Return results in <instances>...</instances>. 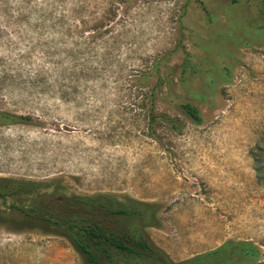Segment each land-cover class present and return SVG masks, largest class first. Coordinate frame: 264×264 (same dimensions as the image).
Segmentation results:
<instances>
[{
  "label": "rangeland",
  "instance_id": "obj_1",
  "mask_svg": "<svg viewBox=\"0 0 264 264\" xmlns=\"http://www.w3.org/2000/svg\"><path fill=\"white\" fill-rule=\"evenodd\" d=\"M20 1L0 0V69L36 39L31 21L2 13ZM137 2L143 9L132 49L149 60L168 53L157 109L179 117L182 131L161 122L159 138L149 135L148 86L129 90L115 66L99 70L98 58L79 53L74 40L63 46L56 38L53 61L72 93L63 100L55 88L6 89L0 109L31 119L0 124V177L50 182L49 190L66 195L157 203L160 223L146 232L174 261L251 240L264 263V0ZM32 3L26 0V12ZM39 63L38 48L30 61L16 62L24 76ZM182 102L200 109L201 124L183 113ZM9 203L0 201L7 215ZM0 264L84 260L64 236L14 214L0 223Z\"/></svg>",
  "mask_w": 264,
  "mask_h": 264
},
{
  "label": "trees",
  "instance_id": "obj_2",
  "mask_svg": "<svg viewBox=\"0 0 264 264\" xmlns=\"http://www.w3.org/2000/svg\"><path fill=\"white\" fill-rule=\"evenodd\" d=\"M32 1V0H31ZM138 0H33L26 12V0L17 9L7 6L3 14L18 21H31L35 41L27 53L19 54L16 62L30 61L38 48L42 63L27 73L15 60L0 69V98L15 85L30 93H44L55 88L61 99L68 91L64 70L53 61L56 38L58 44L74 40L79 53L98 58L99 70L106 65L115 66L117 81L123 79L128 89L148 86L142 93L148 98L147 114L149 135L159 138L157 126L162 122L169 130L180 133L184 127L179 117L158 111L157 102L163 91L164 60L168 53L154 55L151 60L133 50V31L142 16ZM29 16H33L29 19ZM15 20V21H17ZM181 23V18H179ZM127 52L124 55V50ZM72 50V49H71ZM124 55V56H123ZM189 53L185 52L184 67L189 68ZM128 59L140 60L139 67ZM53 64L55 69L48 67ZM77 91V85H74ZM131 93V92H130ZM183 113L195 124H201L200 109L191 102H182ZM23 116L0 109V124L30 121ZM50 182L0 177V201L10 202L8 215L0 208V223L12 219L14 214L23 220H35L49 231L64 236L81 255L84 264H264L260 247L251 240H227L218 247L174 261L169 254L154 244L146 228L160 223L159 205L132 197L115 194L66 195L49 190Z\"/></svg>",
  "mask_w": 264,
  "mask_h": 264
}]
</instances>
